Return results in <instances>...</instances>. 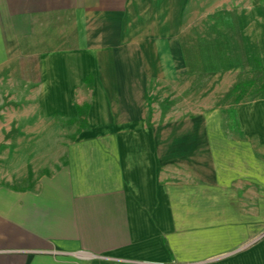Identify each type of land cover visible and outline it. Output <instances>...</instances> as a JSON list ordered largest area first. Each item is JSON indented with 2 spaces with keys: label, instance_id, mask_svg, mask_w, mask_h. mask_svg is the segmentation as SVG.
Instances as JSON below:
<instances>
[{
  "label": "crops",
  "instance_id": "obj_1",
  "mask_svg": "<svg viewBox=\"0 0 264 264\" xmlns=\"http://www.w3.org/2000/svg\"><path fill=\"white\" fill-rule=\"evenodd\" d=\"M185 3L0 0V130H78L0 138V264H264V139L182 104Z\"/></svg>",
  "mask_w": 264,
  "mask_h": 264
},
{
  "label": "rangeland",
  "instance_id": "obj_2",
  "mask_svg": "<svg viewBox=\"0 0 264 264\" xmlns=\"http://www.w3.org/2000/svg\"><path fill=\"white\" fill-rule=\"evenodd\" d=\"M186 6L184 28L192 32V56L198 61L197 71L191 74V90H197V97L191 99L190 105L188 98L183 99L182 104L196 107L199 114L205 109L222 111L225 108L223 117L227 123H255L258 134L264 139V91L254 90L240 102L238 93L233 92L240 83L255 81L258 83L254 87L256 89L264 80L258 71V65L264 68V0H188L185 9ZM188 85L189 82L184 87ZM12 121V116L0 114V122L6 126ZM68 125L56 122L52 129H26L21 133L2 129L0 138L10 139L19 135L33 138L37 132L38 141L51 138L65 140L78 132ZM45 146L40 150L46 149L49 153L51 149L55 157L62 149L56 145ZM40 150L37 148L38 153ZM23 163L19 156L13 165Z\"/></svg>",
  "mask_w": 264,
  "mask_h": 264
},
{
  "label": "trees",
  "instance_id": "obj_3",
  "mask_svg": "<svg viewBox=\"0 0 264 264\" xmlns=\"http://www.w3.org/2000/svg\"><path fill=\"white\" fill-rule=\"evenodd\" d=\"M259 70L262 73V77L264 78V68L261 67L260 65H258ZM261 69V70H260ZM258 85V83H256L255 81H247L245 83H240L238 84L234 89L233 92L238 93V101L240 102L242 99H244L247 94H249L250 92H253L255 90L256 91H264V80L261 84L260 87H257L256 89H254V87H256Z\"/></svg>",
  "mask_w": 264,
  "mask_h": 264
}]
</instances>
